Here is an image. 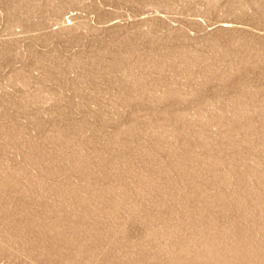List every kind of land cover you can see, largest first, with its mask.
Returning a JSON list of instances; mask_svg holds the SVG:
<instances>
[{
    "label": "rangeland",
    "instance_id": "374dc122",
    "mask_svg": "<svg viewBox=\"0 0 264 264\" xmlns=\"http://www.w3.org/2000/svg\"><path fill=\"white\" fill-rule=\"evenodd\" d=\"M0 264H264V0H0Z\"/></svg>",
    "mask_w": 264,
    "mask_h": 264
}]
</instances>
